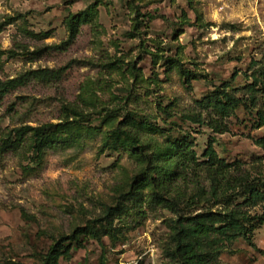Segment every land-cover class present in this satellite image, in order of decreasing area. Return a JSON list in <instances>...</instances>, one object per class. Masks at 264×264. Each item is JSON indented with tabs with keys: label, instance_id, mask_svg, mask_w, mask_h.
I'll return each mask as SVG.
<instances>
[{
	"label": "rangeland",
	"instance_id": "374dc122",
	"mask_svg": "<svg viewBox=\"0 0 264 264\" xmlns=\"http://www.w3.org/2000/svg\"><path fill=\"white\" fill-rule=\"evenodd\" d=\"M89 8L97 15L76 40L54 48L69 35V16ZM14 17L0 33V80L40 68L59 70L60 77L28 79L0 100V264H42L62 236L100 227L103 210L132 189L169 137L188 134L199 154L214 137L221 158L238 161L254 183L264 184V146L257 143L264 137L258 121L264 91L254 106L247 91H238L247 105L226 120V133L186 118L198 111V99L225 82L244 87L264 66V0H0V24ZM178 61L200 75L191 87ZM66 106L84 117L60 133L41 161L28 146L1 150L16 128L58 123L67 113L74 119ZM128 115L133 121L125 123ZM134 135L141 152L127 145ZM167 186L169 196L179 190L189 198L183 204L189 213L222 208L227 200H192L199 186L209 187L204 173L176 176ZM126 206L113 219L117 239L85 238L59 264H102L103 255L106 264H172L164 247L173 214L149 202ZM263 212L262 204L251 210ZM253 240L264 250V224ZM216 264H264V255L239 238Z\"/></svg>",
	"mask_w": 264,
	"mask_h": 264
},
{
	"label": "trees",
	"instance_id": "16d2710c",
	"mask_svg": "<svg viewBox=\"0 0 264 264\" xmlns=\"http://www.w3.org/2000/svg\"><path fill=\"white\" fill-rule=\"evenodd\" d=\"M97 15L95 9L89 8L78 14L69 16L67 26L69 35L57 49H67L80 33V27L89 22ZM22 17V16H18ZM14 18H9L0 24V33L5 25L12 24ZM181 74L185 78L188 87L192 81L200 75L184 68L178 61ZM238 73L233 75L236 79ZM60 77V71L40 68L30 70L18 77L5 81L0 80V100L11 90L24 85L28 79L50 80ZM252 82L241 88H232L230 82H225L213 91L196 101L197 112L188 114L187 120L194 124L206 125L215 133L229 131L226 120L234 116L241 105L247 102L238 96V91H247L251 105H256L258 94L264 91V66L259 72L252 74ZM68 112L76 117L70 120L67 116L58 123L48 122L40 126H22L16 128L14 136L8 134L1 145L2 151L19 150L28 146L34 153L37 161H41L46 148L55 145L61 138V132L70 126L79 124L84 114L74 107L66 106ZM259 127L264 125V114L258 112ZM125 123L132 120V116H126ZM133 123V122H131ZM143 124L148 125L147 121ZM127 145L132 151H140L137 136H129ZM216 138H210L207 147L199 154L195 144L188 134L181 137H169L164 148L155 152L148 160L147 168L140 172L131 183L132 189L127 193L121 192L120 198L114 206H107L101 217L97 220L101 226L87 225L76 228L70 235L62 236L50 248L43 257L42 264H59L61 259L71 260L72 251L84 247L85 238H92L99 242L103 236L112 240L118 238L113 219L127 208L126 202L130 201L134 206L143 202H149L154 206L164 207L169 210L173 217L166 220L169 230V239L164 247V255L172 264H216L224 252L226 245L239 238H244L264 255V250L258 248L253 240L254 231L264 224V212L252 214L251 210L264 205V184L254 183L243 171L238 161L227 162L221 158L214 147ZM117 143V142H116ZM115 143V144H116ZM257 143L264 146V137L257 139ZM149 157V156H148ZM189 173H204L209 182V187L199 186L192 200L219 201L226 198L224 207L213 209L207 208L201 212L189 213L183 204L189 206V198L175 190L174 196L167 193L168 186L175 177L184 178ZM154 187V188H153ZM152 191L148 197H144L145 191ZM170 188L169 191H172ZM235 196V197H233ZM238 198H242L239 201ZM218 203V202H217ZM102 264H106V258L102 256ZM12 264H22L13 262ZM137 264H145L140 260Z\"/></svg>",
	"mask_w": 264,
	"mask_h": 264
}]
</instances>
